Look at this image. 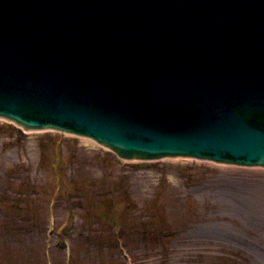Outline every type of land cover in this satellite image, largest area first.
<instances>
[{
    "label": "water",
    "instance_id": "water-1",
    "mask_svg": "<svg viewBox=\"0 0 264 264\" xmlns=\"http://www.w3.org/2000/svg\"><path fill=\"white\" fill-rule=\"evenodd\" d=\"M136 1H144L140 11L120 16L114 12L113 16L109 13L113 2L95 0L101 20L92 28L94 37L100 42L108 33H117L115 39L104 40L102 50L92 45L85 49L76 40L81 33L54 43L42 41L35 30L23 35L34 28L20 17L21 7L11 10L12 17L6 16L7 10L2 12L6 25L0 27L7 31L0 32V75L5 76L1 80L9 79L11 65L10 73L23 68L37 81L28 87H11L19 94L34 92L50 82L42 95L66 104L69 114L87 119L89 126L94 123L95 130L114 136L111 141L118 148L131 147V142L126 146L128 140L136 139L133 144L150 149L171 145L208 151L214 157L230 152L246 155L247 147L255 146L260 152V145L264 150V104L260 102L264 97V0ZM18 34L23 43L13 47ZM109 42H116L115 47L108 46ZM46 47L52 49L49 59ZM60 51L64 74L58 71L61 64L55 62ZM161 64L168 71L160 69ZM220 107L235 111L226 112L225 117ZM14 109L24 108L16 101L0 106L2 113ZM250 118L253 120L248 121ZM172 119L176 123L170 130L166 124ZM43 123L64 129L74 126V122L62 120ZM246 133L253 138L247 139Z\"/></svg>",
    "mask_w": 264,
    "mask_h": 264
},
{
    "label": "rangeland",
    "instance_id": "rangeland-1",
    "mask_svg": "<svg viewBox=\"0 0 264 264\" xmlns=\"http://www.w3.org/2000/svg\"><path fill=\"white\" fill-rule=\"evenodd\" d=\"M243 168L125 161L0 120V264H44L49 207L51 243L69 239L70 264H264V170ZM50 255L66 264L60 248Z\"/></svg>",
    "mask_w": 264,
    "mask_h": 264
},
{
    "label": "bare ground",
    "instance_id": "bare-ground-1",
    "mask_svg": "<svg viewBox=\"0 0 264 264\" xmlns=\"http://www.w3.org/2000/svg\"><path fill=\"white\" fill-rule=\"evenodd\" d=\"M81 139H84V140H86L88 143H92L93 144V142H92V140L91 139H89V138H81ZM229 167H231V169H237L238 167H235V166H229ZM249 170H254V168H248ZM259 169H261V168H259ZM263 170H264V168H262ZM243 170H247V168H243Z\"/></svg>",
    "mask_w": 264,
    "mask_h": 264
}]
</instances>
